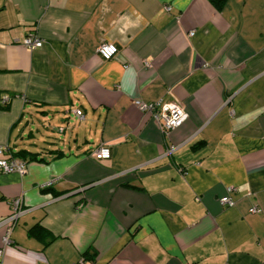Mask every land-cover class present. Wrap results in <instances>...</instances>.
Here are the masks:
<instances>
[{"label": "crops", "instance_id": "obj_1", "mask_svg": "<svg viewBox=\"0 0 264 264\" xmlns=\"http://www.w3.org/2000/svg\"><path fill=\"white\" fill-rule=\"evenodd\" d=\"M0 147V264H264V0H0Z\"/></svg>", "mask_w": 264, "mask_h": 264}, {"label": "built area", "instance_id": "obj_2", "mask_svg": "<svg viewBox=\"0 0 264 264\" xmlns=\"http://www.w3.org/2000/svg\"><path fill=\"white\" fill-rule=\"evenodd\" d=\"M169 9L168 6L165 7ZM189 35L193 34V31L188 32ZM22 45L27 49H35L42 46V40L36 35L29 33L22 39ZM116 47L111 43H101L97 48V53L102 60H109L116 54ZM146 65V64H145ZM133 104L141 111H144L152 116V119L157 126L163 131L172 130L180 126L187 118V113L184 108L175 101H161L154 102H142L141 100H134ZM75 114L78 118L81 117V111L75 110ZM174 147H170L172 150ZM92 156L98 160L108 159L110 157V149L107 144H102L92 151ZM25 162L22 159L11 157L6 153L3 147H0V172L19 174L24 173ZM233 191V187L226 188V193L219 198V202L224 205L232 206L234 204L230 194ZM21 197H16L11 200V211L8 216L0 220V224L6 223L7 229L2 236L3 244L7 245L10 242V231L14 222L22 213ZM250 213H259L260 210L255 207L248 209ZM2 249H0V256ZM78 264H83L80 260Z\"/></svg>", "mask_w": 264, "mask_h": 264}, {"label": "trees", "instance_id": "obj_3", "mask_svg": "<svg viewBox=\"0 0 264 264\" xmlns=\"http://www.w3.org/2000/svg\"><path fill=\"white\" fill-rule=\"evenodd\" d=\"M226 0H210V2H211V4L217 9V10H219L222 6H223V4H224V2H225ZM1 108L2 109H6L7 108V106L6 105H4V104H2V106H1ZM9 156H11V157H19V158H21V159H23V160H36L37 158H36V155L34 154V153H31V152H27V151H25V150H19V151H17V152H15V153H9V152H6ZM40 229H38L37 228V226H35V227H33V228H31L30 230H29V233L30 234H35L36 236H39V231Z\"/></svg>", "mask_w": 264, "mask_h": 264}]
</instances>
